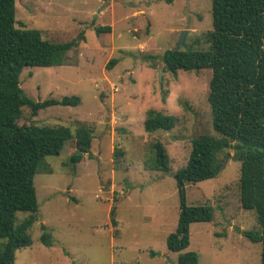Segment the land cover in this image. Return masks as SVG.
<instances>
[{
    "label": "rangeland",
    "instance_id": "374dc122",
    "mask_svg": "<svg viewBox=\"0 0 264 264\" xmlns=\"http://www.w3.org/2000/svg\"><path fill=\"white\" fill-rule=\"evenodd\" d=\"M15 20L49 41L78 43L65 64L25 67L19 79L33 101L78 96L79 103L49 106L35 116L23 106L19 124L73 131L82 122L93 128V139L91 157L72 166L70 139L38 167L32 244L16 250L14 264H178V253L166 246L180 212L174 173L185 166L192 138L217 133L207 101L211 69L173 74L163 69L161 55L176 47L182 31L181 49L210 46L211 0H15ZM103 26L109 31L96 32ZM146 55L155 56L153 65ZM111 58L117 61L106 68ZM148 109L174 115L175 127L146 132ZM155 141L165 147L167 172L151 167ZM115 148L122 154L115 156ZM221 156L217 176L185 185L186 204L211 206L213 218L190 224L184 251L196 252L197 264H260L261 243L242 233L259 226L254 211L239 204L240 164L233 149ZM28 214L17 211V222ZM43 232L52 246L40 242Z\"/></svg>",
    "mask_w": 264,
    "mask_h": 264
},
{
    "label": "trees",
    "instance_id": "16d2710c",
    "mask_svg": "<svg viewBox=\"0 0 264 264\" xmlns=\"http://www.w3.org/2000/svg\"><path fill=\"white\" fill-rule=\"evenodd\" d=\"M171 1V0H167ZM212 30L210 46L205 50L167 49L161 55L163 69H211L207 101L211 108L212 127L217 136L201 134L191 140L184 167L174 173L179 194V217L176 229L166 237L169 251L177 252L178 264H197L198 255L184 251L189 245V226L209 222L213 209L207 204H186L185 185L211 179L219 174L227 149L234 150L239 162V204L253 210L258 230H244L252 242L261 243L260 264H264V0H211ZM109 26L96 28L107 32ZM76 40L56 43L44 39L40 30L16 26L15 0H0V264H14L16 250L32 244L29 229L38 211L33 178L46 156H58L66 141L74 139L75 150L70 163L75 165L86 154L91 157L93 128L78 122L72 131L68 125L19 124L22 107L31 114L53 105L76 106L78 96L33 101L20 87V74L25 67L63 65L67 53L77 47ZM155 56L146 55L151 65ZM117 59L111 58L106 68ZM177 118L148 109L143 121L148 133L168 131ZM151 167L169 171V158L160 141L152 144ZM122 151L114 149V155ZM28 212L20 222L16 212ZM115 207L109 211L114 220ZM52 246L51 236L43 232L39 238ZM150 256L156 255L153 250Z\"/></svg>",
    "mask_w": 264,
    "mask_h": 264
},
{
    "label": "water",
    "instance_id": "95a60500",
    "mask_svg": "<svg viewBox=\"0 0 264 264\" xmlns=\"http://www.w3.org/2000/svg\"><path fill=\"white\" fill-rule=\"evenodd\" d=\"M184 36H185V31H182L180 33V37H179V40L176 44V47L175 49H179L180 47H184L185 46V39H184Z\"/></svg>",
    "mask_w": 264,
    "mask_h": 264
}]
</instances>
